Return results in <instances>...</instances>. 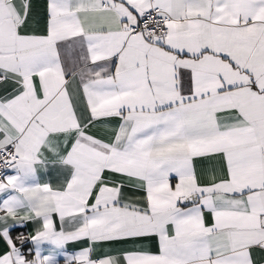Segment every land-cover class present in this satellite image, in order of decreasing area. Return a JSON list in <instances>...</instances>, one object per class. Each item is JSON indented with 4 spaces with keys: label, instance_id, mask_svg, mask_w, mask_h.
Returning <instances> with one entry per match:
<instances>
[{
    "label": "snow or ice",
    "instance_id": "1",
    "mask_svg": "<svg viewBox=\"0 0 264 264\" xmlns=\"http://www.w3.org/2000/svg\"><path fill=\"white\" fill-rule=\"evenodd\" d=\"M45 153L0 264H264V0H0V161Z\"/></svg>",
    "mask_w": 264,
    "mask_h": 264
},
{
    "label": "crops",
    "instance_id": "2",
    "mask_svg": "<svg viewBox=\"0 0 264 264\" xmlns=\"http://www.w3.org/2000/svg\"><path fill=\"white\" fill-rule=\"evenodd\" d=\"M55 157L51 153H45L40 162L33 166L30 172H22L19 169L8 167L4 179L10 175H17L19 184L26 187L40 186L44 183L57 185L66 178V169L59 163L54 162ZM14 195H20L16 189L7 188L0 191V203L6 199H10ZM31 195V193H27ZM23 199V197H21ZM27 203V201H25ZM54 221L59 226L58 217H54ZM36 225L29 222L26 231L32 232ZM28 245L33 249V253L37 250L41 256H49L51 264H65L69 256L75 254L77 249L81 247L79 242H65L63 245H56L50 241H28Z\"/></svg>",
    "mask_w": 264,
    "mask_h": 264
},
{
    "label": "built area",
    "instance_id": "3",
    "mask_svg": "<svg viewBox=\"0 0 264 264\" xmlns=\"http://www.w3.org/2000/svg\"><path fill=\"white\" fill-rule=\"evenodd\" d=\"M7 168L8 166H6L2 161H0V180L4 179Z\"/></svg>",
    "mask_w": 264,
    "mask_h": 264
}]
</instances>
